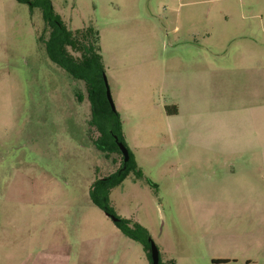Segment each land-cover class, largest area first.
I'll return each instance as SVG.
<instances>
[{
	"label": "rangeland",
	"instance_id": "374dc122",
	"mask_svg": "<svg viewBox=\"0 0 264 264\" xmlns=\"http://www.w3.org/2000/svg\"><path fill=\"white\" fill-rule=\"evenodd\" d=\"M51 1L100 34L137 167L114 212L164 263L264 264V0ZM44 34L40 9L0 0V264H151L92 203L122 159L95 147L86 88Z\"/></svg>",
	"mask_w": 264,
	"mask_h": 264
},
{
	"label": "trees",
	"instance_id": "16d2710c",
	"mask_svg": "<svg viewBox=\"0 0 264 264\" xmlns=\"http://www.w3.org/2000/svg\"><path fill=\"white\" fill-rule=\"evenodd\" d=\"M27 4L31 10L40 9L48 36L40 39L50 61L63 69L76 81L84 83L91 108L89 125L97 132L93 143L103 153L119 154L122 165L117 172L96 181L91 189L92 203L117 218L116 225L122 233L143 244L151 263V239L146 229L137 223L122 219L110 207L111 190L120 185L136 166L130 160L125 163L118 142L123 143L119 114L114 112L107 98L105 67L101 55L100 34L93 28L72 32L55 12L51 0H17ZM159 264H176L173 262Z\"/></svg>",
	"mask_w": 264,
	"mask_h": 264
},
{
	"label": "water",
	"instance_id": "95a60500",
	"mask_svg": "<svg viewBox=\"0 0 264 264\" xmlns=\"http://www.w3.org/2000/svg\"><path fill=\"white\" fill-rule=\"evenodd\" d=\"M104 80H105V85H106V90H107L108 101L111 105L112 110L114 112H116V107H115V104H114L113 99L111 97V92H110V88H109V84H108L106 76H104ZM118 145H119V148L124 155L125 163H127L130 159L129 152L122 142H118ZM112 218L114 219V221H117V218H115V217H112ZM159 263H160L159 249L156 246V244L151 240V264H159Z\"/></svg>",
	"mask_w": 264,
	"mask_h": 264
},
{
	"label": "flooded vegetation",
	"instance_id": "af4514ba",
	"mask_svg": "<svg viewBox=\"0 0 264 264\" xmlns=\"http://www.w3.org/2000/svg\"><path fill=\"white\" fill-rule=\"evenodd\" d=\"M74 80V79H73ZM74 81H76V80H74ZM77 82H79V83H82V84H84L83 82H81V81H77ZM87 95V94H86ZM78 97V100H79V95L77 96ZM88 98V97H87ZM80 101V100H79ZM90 111H91V108H90ZM90 117H91V115H90Z\"/></svg>",
	"mask_w": 264,
	"mask_h": 264
},
{
	"label": "crops",
	"instance_id": "0c3cea01",
	"mask_svg": "<svg viewBox=\"0 0 264 264\" xmlns=\"http://www.w3.org/2000/svg\"><path fill=\"white\" fill-rule=\"evenodd\" d=\"M177 113H178V110H177L176 114H177ZM247 264H250V260L247 261Z\"/></svg>",
	"mask_w": 264,
	"mask_h": 264
}]
</instances>
